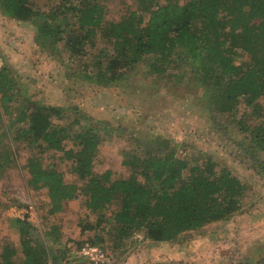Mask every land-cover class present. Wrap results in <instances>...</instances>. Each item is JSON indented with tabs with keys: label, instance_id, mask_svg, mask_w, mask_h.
Returning <instances> with one entry per match:
<instances>
[{
	"label": "trees",
	"instance_id": "1",
	"mask_svg": "<svg viewBox=\"0 0 264 264\" xmlns=\"http://www.w3.org/2000/svg\"><path fill=\"white\" fill-rule=\"evenodd\" d=\"M0 13L7 21L31 23L37 39L55 49L61 45L72 57L83 58L98 40L106 42L89 62L80 59L83 66H76L79 78L89 83L118 86L143 61L157 80L176 77L182 65L201 67L207 79L218 77L216 114L234 115L242 102L262 113L264 0H138L136 9L113 21L106 19L105 0H57L48 9L34 0H0ZM244 55L248 59L239 61ZM20 92L11 67L0 66V174L15 164V151H3L1 143L15 132L12 139L32 152L26 162L27 186L47 190L49 214L65 211L82 195L84 207L97 215L85 229L106 222L109 228L100 231H107L116 248H127L137 233L154 243L176 242L184 233L202 232L242 211L246 182L230 168L218 170L211 158L192 162L175 153V140L160 137L150 147L123 149L124 172L98 170L101 146L118 128L104 125L105 132L80 113L66 121L65 109L37 103L33 109L32 100L21 106ZM242 131L247 136L240 145L253 151L264 172V121L242 123ZM36 149L60 152L73 178L47 166ZM13 223L21 241H4L0 264H46L44 241L61 240V226L53 224L45 239L37 240L26 218H14ZM245 264H264V259Z\"/></svg>",
	"mask_w": 264,
	"mask_h": 264
},
{
	"label": "rangeland",
	"instance_id": "2",
	"mask_svg": "<svg viewBox=\"0 0 264 264\" xmlns=\"http://www.w3.org/2000/svg\"><path fill=\"white\" fill-rule=\"evenodd\" d=\"M34 1L42 9L57 2ZM105 2L109 21L119 20L138 7V0ZM35 29L31 23L7 21L0 13L1 66L11 67L17 76L21 106L32 100L33 109L36 103L65 109L66 121L80 113L89 116L90 122L105 132L104 125L118 128L113 138L104 140L96 169L124 172L127 168L122 162L123 149H135L138 144L150 147L164 137L177 142L175 153L181 157L192 162L211 158L218 170L223 166L230 168L245 180L247 190L242 197V211L228 221L211 223L202 232L184 233L176 242L154 243L143 240V233H137L128 240L127 248H116L107 231H100L102 226L109 228L108 223L85 229L88 223L96 222L97 215L84 207L82 195L70 201L65 211L49 214L47 190L35 191L27 186L26 162L32 152L24 142L12 139L13 132L9 140L1 141L2 150H14L16 160L12 168L0 174V250L6 240L20 243L13 219L26 218L37 240L45 239L44 233L53 224L61 226V240L50 237L44 241L48 247L46 264H95L81 254L86 244L105 249L109 260L102 264H245L247 260L255 263L264 259V172L253 151L240 145L247 136L242 123L250 126L264 121V97L258 100L262 113L242 102L234 115L216 114L213 98L220 88L216 75L207 79L201 67L182 65L176 77L157 80L149 73L151 68L146 61L118 86L89 83L79 78L76 66H83L78 63L80 59L89 62L106 42L98 40L96 49H88L89 55L76 58L61 45L55 49L43 38L38 41ZM247 59L244 55L238 60ZM19 113L20 110L17 116ZM9 120L8 116V123ZM35 152L43 155L47 166L63 170L69 179L73 178L60 152Z\"/></svg>",
	"mask_w": 264,
	"mask_h": 264
},
{
	"label": "built area",
	"instance_id": "3",
	"mask_svg": "<svg viewBox=\"0 0 264 264\" xmlns=\"http://www.w3.org/2000/svg\"><path fill=\"white\" fill-rule=\"evenodd\" d=\"M81 254L95 264H102L105 261L109 260L107 252L100 245L86 244L82 247Z\"/></svg>",
	"mask_w": 264,
	"mask_h": 264
},
{
	"label": "crops",
	"instance_id": "4",
	"mask_svg": "<svg viewBox=\"0 0 264 264\" xmlns=\"http://www.w3.org/2000/svg\"><path fill=\"white\" fill-rule=\"evenodd\" d=\"M13 244H15L14 242H13ZM17 245V244H16Z\"/></svg>",
	"mask_w": 264,
	"mask_h": 264
}]
</instances>
